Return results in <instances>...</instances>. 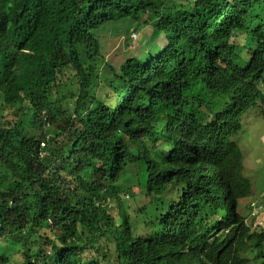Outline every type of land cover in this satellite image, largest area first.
Wrapping results in <instances>:
<instances>
[{"label": "trees", "instance_id": "16d2710c", "mask_svg": "<svg viewBox=\"0 0 264 264\" xmlns=\"http://www.w3.org/2000/svg\"><path fill=\"white\" fill-rule=\"evenodd\" d=\"M263 5L0 0V264H76L93 250L114 252V264H194L159 218L147 230L143 210L120 213L105 190L132 166L160 190L175 180L181 202L222 177L236 200L251 195L241 154L201 147L197 107L204 89L231 100L261 92ZM120 34L136 43L129 52ZM247 39L239 68L228 54ZM217 60L229 78L214 76ZM217 245L207 264H264V231L239 226Z\"/></svg>", "mask_w": 264, "mask_h": 264}, {"label": "clouds", "instance_id": "9594fccd", "mask_svg": "<svg viewBox=\"0 0 264 264\" xmlns=\"http://www.w3.org/2000/svg\"><path fill=\"white\" fill-rule=\"evenodd\" d=\"M161 37L163 38H160L159 41L162 42V45L159 49L157 46L154 47V55L168 43L165 36ZM259 41L260 43L264 42L263 39H259ZM248 42L252 43L253 41L247 39L239 42L235 52H226L229 53L230 61L239 68H245L249 64ZM217 63L214 76L226 75L223 69L227 62L217 60ZM204 90L203 93L208 92V95L204 96L202 92L200 93L203 95V102L200 103V108L197 107V116L204 123V130L200 134L201 147L217 159L229 148L233 150L234 154H241L242 168L238 172L251 184V195L236 200L231 194L229 184L226 185L225 179L222 177V184L217 189L204 187L193 200L186 198L181 202L182 186L178 185L175 180L168 182L160 190L158 184L147 177L144 171H142L143 177H141L139 170L132 166L127 167L123 180H120L117 185L108 186L105 190L107 194L108 190L115 189L113 195L107 196L109 204L117 208L120 213L130 212L125 205V197L137 208L130 213L137 214L139 210H143L148 216L147 230L155 218H159L165 225L169 242H181L182 248L190 254L188 259L195 261L194 264H207L208 258L213 259L214 253L218 249L217 243L228 240L239 226H242L245 231L247 228L255 231L254 220L256 217L253 218L251 214L254 209L259 212L264 210V192H259L257 189L254 191L253 186L259 179L257 168L254 167V164L251 167L246 165L250 162L246 160L245 153L238 144V140L245 131V120L254 123L255 128L259 127V121L254 117L259 114L256 108L262 107L264 110V84L261 85V92L258 91L257 95L246 92L235 100L219 94L216 96L210 94L212 91ZM123 140L128 142V136ZM248 170L251 171L247 173ZM165 192L174 197L164 196ZM256 192H259V195ZM116 194L120 196L121 201L115 198ZM242 201L247 203L243 212ZM239 202L240 206L238 207ZM122 207L125 208L121 210ZM262 231L264 229L258 233ZM94 252L95 250L92 253L88 251L85 258L80 262L76 261V264H114L117 260L114 252ZM104 254L109 257L112 263Z\"/></svg>", "mask_w": 264, "mask_h": 264}, {"label": "rangeland", "instance_id": "374dc122", "mask_svg": "<svg viewBox=\"0 0 264 264\" xmlns=\"http://www.w3.org/2000/svg\"><path fill=\"white\" fill-rule=\"evenodd\" d=\"M108 27L104 28V29H107L106 31H104L106 32V34H109V30L111 28V27L109 28ZM140 29L141 28L139 27L138 29L134 30V32H137V36H140V33H139ZM127 31L128 30H125V33L127 35H130V32H127ZM104 32H103L104 34L103 39H105L106 37ZM124 37L125 36L123 34L122 35L120 34L118 41H117L118 43H116V47L118 48V46H120V49L122 48L125 51L129 52L136 43L135 44L133 43V39L127 40V38L124 39ZM160 38H163V37H160ZM160 38L155 41V44H157L159 47H161L162 45V42L159 41ZM155 44H153L152 47H154ZM116 47L114 48V50L116 49ZM151 50H154V48ZM156 51H158V49H156ZM148 55H151V54H148ZM148 55L143 54L141 55V57H147ZM99 88H101V86L97 82L93 84L91 91L94 92L98 90ZM256 109L259 111V114L256 115L254 118L259 121L258 123L259 127L255 128L254 123H250L249 121L245 120V124H246L245 131L242 137L238 140V144L244 151L246 160L250 162L249 164H246V165L251 167V165L254 164L255 165L254 167L257 168L259 179L256 185H253L254 191L255 189H257L259 192H264V110L262 107H258ZM256 109H252V110H256ZM34 133H39V131L37 130ZM250 171L251 170H248L247 173H249ZM114 192H115V189H110L107 191V195L110 197L111 195L114 194ZM259 192H256V193L259 195ZM163 195L168 198L174 197L173 195L168 194L166 192L163 193ZM124 202H125V205L128 207V211L134 212L137 209L135 206L132 205V202L128 198L125 197ZM239 206H240V202L238 203V207ZM246 206H247V203L245 201H242L241 202L242 212L245 210ZM123 208L125 207H122L121 210H123ZM263 212L264 210L259 212L258 210L254 209L251 214L253 218L256 217V219L254 220V230L256 232H259L262 229H264V213ZM0 244H2V242H0ZM6 250L7 248L6 249L3 248V251H1V254L2 253L5 254Z\"/></svg>", "mask_w": 264, "mask_h": 264}]
</instances>
